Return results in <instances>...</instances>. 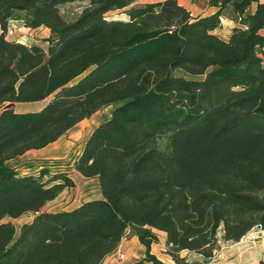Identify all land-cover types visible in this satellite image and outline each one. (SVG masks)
Wrapping results in <instances>:
<instances>
[{
    "label": "trees",
    "instance_id": "trees-1",
    "mask_svg": "<svg viewBox=\"0 0 264 264\" xmlns=\"http://www.w3.org/2000/svg\"><path fill=\"white\" fill-rule=\"evenodd\" d=\"M192 1L216 11L0 0V264H103L126 235L144 248L140 264H166L151 253L158 233L174 264H190L183 251L208 263L221 244L264 231V0ZM72 3L85 5L67 21L60 8ZM116 11L127 20L106 18ZM13 20L48 29L45 47L8 40ZM106 107L71 166L100 197L43 211L74 180L46 165L22 173L19 159ZM25 214L18 232L5 221Z\"/></svg>",
    "mask_w": 264,
    "mask_h": 264
},
{
    "label": "rangeland",
    "instance_id": "rangeland-1",
    "mask_svg": "<svg viewBox=\"0 0 264 264\" xmlns=\"http://www.w3.org/2000/svg\"><path fill=\"white\" fill-rule=\"evenodd\" d=\"M153 2V0H133L132 6L141 5L145 3ZM180 4H183V0H178ZM84 3H72L62 6L61 13L65 20L70 21L74 19L81 9ZM190 3L189 6H192ZM191 8V13L196 17L205 13L204 3H196L193 8ZM108 20H127V16L124 11H116L106 15ZM49 32L44 29L30 30L24 28L17 21H10L6 31V38L8 40H15L19 43L25 45H32L33 43L39 44L45 47L42 39L47 38ZM47 101V100H46ZM46 101L40 103L31 104H12V107L16 112H28L36 111L41 108ZM8 105V106H9ZM7 106V107H8ZM111 107H106L90 118L83 120L77 124L74 128L68 131L64 136L58 139L53 144L47 146L45 149L30 151L25 154L21 161L17 163L18 169L22 170V173H27L30 170L38 169L41 165H46L51 168L52 171H62L70 173L71 178L74 180L75 186L71 189H64L62 193L54 201L47 203L43 207V211L56 212V211H66L74 208L77 204L88 201L89 199L99 198L100 191L96 180H90L83 178L81 176H74L69 168L71 161L78 155L81 151L84 139L90 134L92 129L105 118L108 117ZM24 169H29L24 171ZM34 215L25 214L17 219H6V222H10L18 232L19 228L30 222ZM255 230V229H254ZM254 230L250 232L253 233L254 238H250L248 233L245 237V241L238 245L233 244H221L220 250L215 254L214 264H221L223 261L226 262V256L229 254H234V252H239L244 249H249L253 247L252 242H256L258 239ZM159 240L158 243L151 247V253L156 256L157 259L164 261L163 247V236L158 233ZM122 256L121 258H119ZM181 257H184L186 261L193 264L195 258L189 253H180ZM144 257V248L139 244L138 240L134 236L126 235L121 247L113 254L112 260L115 264H140ZM165 262V261H164ZM145 264V263H143Z\"/></svg>",
    "mask_w": 264,
    "mask_h": 264
},
{
    "label": "crops",
    "instance_id": "crops-1",
    "mask_svg": "<svg viewBox=\"0 0 264 264\" xmlns=\"http://www.w3.org/2000/svg\"><path fill=\"white\" fill-rule=\"evenodd\" d=\"M190 3H193V5L192 6H189L190 5ZM199 3H201V2H199ZM203 3V2H202ZM194 4H196V3H194L192 0H183V6L188 10V11H191V8L190 7H192L193 8V6H194ZM204 6H205V13H203V14H201V15H197L196 17H203V16H207V15H210V14H213L215 11H216V9L215 8H211V7H207L205 4H204ZM191 13V12H190ZM191 15L193 16V17H195L194 15H193V13H191ZM222 21V29H220L219 31H218V34H219V36H221L223 39H226L227 38V36H228V34H229V32H230V29L234 26V22L232 21V20H230V19H228V18H224V19H222L221 20ZM39 29H44L45 31H48V29H46V28H39ZM34 30H36V29H34ZM38 30V29H37ZM49 32V31H48ZM261 34L262 35H264V31H262L261 32ZM33 44H36V43H33ZM53 144V143H52ZM51 145V144H50ZM46 148V147H45ZM45 148H43V149H45ZM42 149V150H43ZM31 151H35V150H31ZM28 152H30V151H28ZM27 153V152H26ZM25 153V154H26ZM80 153V152H79ZM78 153V154H79ZM25 154L19 159V161H21L22 160V158L25 156ZM71 166H72V161H71V163H70V165H69V168H71ZM23 170L24 171H27V170H29V169H24L23 168ZM70 172L75 176H80L78 173H76V172H74L72 169H70ZM82 177V176H81ZM90 180H93V179H90ZM94 180H96V179H94ZM71 189V188H70ZM100 197V196H99ZM90 200V199H89ZM80 204V203H79ZM79 204H77V205H79ZM254 233L257 235V237H258V239L259 240H257L256 242H252V244H253V247H250L249 249H244V250H241V251H237V252H234V254H229V255H227L226 256V262L225 261H223L221 264H257L259 261H261V260H264V231H261V230H254ZM162 234V236H163V240L165 241V236H164V234L163 233H161ZM247 237V236H246ZM246 237H244L243 239H241L239 242H237V243H233V245H238V244H240V243H243L246 239ZM124 240V239H123ZM123 240L121 241V243H120V245L118 246V248H117V250L121 247V244H122V242H123ZM163 241V242H164ZM163 247H165V244L163 243ZM116 250V251H117ZM115 251V252H116ZM163 252H164V261L162 260H160V259H158V260H160L161 262H163V263H166V264H174L173 263V261L171 260V258L166 254V252H165V248L162 250ZM114 252V253H115ZM183 252H185V251H183ZM183 252H181V253H183ZM113 253V254H114ZM185 253H187V252H185ZM113 254H111V255H109V256H107L105 259H104V261H103V264H115V263H113L114 262V260H112V256H113ZM192 256H193V258H195V261H194V263L193 264H214V260H215V258H213L211 261H209L208 263H203V259L200 257V256H197V255H194V254H191ZM145 264H147V263H145Z\"/></svg>",
    "mask_w": 264,
    "mask_h": 264
},
{
    "label": "built area",
    "instance_id": "built-area-1",
    "mask_svg": "<svg viewBox=\"0 0 264 264\" xmlns=\"http://www.w3.org/2000/svg\"><path fill=\"white\" fill-rule=\"evenodd\" d=\"M255 230H259V228L257 227ZM250 234V233H249ZM250 238H254L253 233L250 234ZM122 256H120L119 258H121Z\"/></svg>",
    "mask_w": 264,
    "mask_h": 264
},
{
    "label": "water",
    "instance_id": "water-1",
    "mask_svg": "<svg viewBox=\"0 0 264 264\" xmlns=\"http://www.w3.org/2000/svg\"><path fill=\"white\" fill-rule=\"evenodd\" d=\"M10 105H12V104H10ZM10 105L8 106V107H10ZM259 228V227H258Z\"/></svg>",
    "mask_w": 264,
    "mask_h": 264
}]
</instances>
